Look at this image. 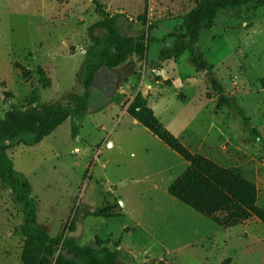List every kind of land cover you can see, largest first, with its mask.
<instances>
[{
	"label": "rangeland",
	"instance_id": "obj_1",
	"mask_svg": "<svg viewBox=\"0 0 264 264\" xmlns=\"http://www.w3.org/2000/svg\"><path fill=\"white\" fill-rule=\"evenodd\" d=\"M94 1L0 0V119L12 108L72 105L83 94L89 29L101 20ZM98 1L110 14L123 15L124 35L146 34L165 43L150 45L144 61L133 56L115 70L103 69L110 75L95 79L77 138L68 120L41 144L9 151L15 169L31 183L40 225L52 237L70 235L82 225L74 238L81 246H94L97 238L108 241L112 251L131 256L123 264L164 259L223 264L228 258L232 264H264V225L254 218L222 229L173 198L169 187L188 163L123 114L141 92L162 124L193 153L253 182L264 208V142L251 138L236 113L219 108L216 95L207 98L206 73L192 63L190 52L158 62L161 47L172 43L170 34L185 32L195 0H148L146 24V0ZM150 25L157 29L149 31ZM198 53L264 137V90L258 83L264 76V7L223 12L215 27L202 33ZM40 70L50 87L41 83ZM167 80L172 87H166ZM111 100L115 103L109 105ZM108 205H116L122 216H87ZM23 217L0 181V264H23Z\"/></svg>",
	"mask_w": 264,
	"mask_h": 264
},
{
	"label": "trees",
	"instance_id": "obj_2",
	"mask_svg": "<svg viewBox=\"0 0 264 264\" xmlns=\"http://www.w3.org/2000/svg\"><path fill=\"white\" fill-rule=\"evenodd\" d=\"M94 5L101 20L89 29L92 46L87 51L81 76L83 94L76 97L72 105L54 103L32 105L24 110L12 108L0 119V181L11 190L16 203L23 210V264H123V260L131 262V256L124 251H112L108 248V241L97 238L94 246H81L69 234L52 237L38 221V204L32 195L30 181L15 169L9 156V151L13 148L41 144L68 120L72 124V137L77 138L80 126L89 112L90 91L99 71L104 68L117 69L133 56L144 61L147 59L150 45L165 43L164 39H156L146 34L138 37L124 35L120 25L123 15L110 14L98 0L94 1ZM248 6L262 8L264 0H195V7L184 21L185 32L170 34L172 43L161 47L158 62L177 61L186 52H190L192 63L206 73L207 98L212 99L216 95L219 108L236 113L251 138L264 142L259 129L254 127L251 119L234 104L223 84L215 77L214 66L209 65L204 56L198 53L202 33L211 31L223 12L239 11ZM148 15L149 2L146 0L142 16L144 24L147 23ZM155 29L156 25L149 26V31ZM39 72L41 83L50 87V79L42 70ZM258 83L264 90V76ZM165 84L166 87H172L169 80L165 81ZM127 112L188 163L187 170L169 187V194L173 198L222 229L235 228L254 218L264 225V208L258 205L259 190L253 182L210 158L193 153L162 124L141 92L136 95ZM87 216L110 219L121 217L122 213L116 205H108L89 212ZM73 231L74 228L71 232ZM141 264L169 262L164 259ZM223 264H232V259H226Z\"/></svg>",
	"mask_w": 264,
	"mask_h": 264
},
{
	"label": "crops",
	"instance_id": "obj_3",
	"mask_svg": "<svg viewBox=\"0 0 264 264\" xmlns=\"http://www.w3.org/2000/svg\"><path fill=\"white\" fill-rule=\"evenodd\" d=\"M126 64V63H125ZM105 69V68H104ZM115 70V69H114ZM100 73H101V75H100ZM109 76L110 74H108V73H105V70H103V69H101L100 71H99V73L97 74V76H96V78H98V79H100L101 78V76H102V78L104 77V76ZM95 78V79H96ZM117 78V80L116 81H119L120 80V78L119 77H116ZM127 81V80H126ZM128 82V81H127ZM131 82H133V80H131ZM96 82H94V86L96 87ZM110 85H114V82H111V84ZM128 87V86H127ZM129 89H131V87H128ZM225 88V87H224ZM103 92H106V90L105 91H103ZM110 102V104L109 105H111V104H113V103H115V102H112V100L111 101H109ZM149 106H150V104H149ZM127 109L128 108H126L124 111H123V114H128V112H127ZM137 122V121H136ZM171 133H173V134H175V132H171ZM176 135V134H175ZM176 136H178V135H176ZM179 139V138H178ZM180 140V139H179ZM160 141V140H159ZM181 141V140H180ZM112 145L110 144V147H111Z\"/></svg>",
	"mask_w": 264,
	"mask_h": 264
},
{
	"label": "water",
	"instance_id": "obj_4",
	"mask_svg": "<svg viewBox=\"0 0 264 264\" xmlns=\"http://www.w3.org/2000/svg\"><path fill=\"white\" fill-rule=\"evenodd\" d=\"M90 1L93 2L94 0H90ZM81 230H82V225H79L77 226V230L74 233L70 234L69 236L73 238L79 237L81 235Z\"/></svg>",
	"mask_w": 264,
	"mask_h": 264
}]
</instances>
